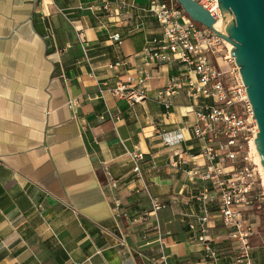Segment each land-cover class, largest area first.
Returning a JSON list of instances; mask_svg holds the SVG:
<instances>
[{"label": "crops", "instance_id": "obj_1", "mask_svg": "<svg viewBox=\"0 0 264 264\" xmlns=\"http://www.w3.org/2000/svg\"><path fill=\"white\" fill-rule=\"evenodd\" d=\"M147 1L0 0V264H208L186 226L199 209L191 194L202 185L189 175L190 156L200 152L189 102L179 97L164 118L150 99L172 71L148 69L150 98L133 107L109 94L95 98L101 86L146 69L143 50L160 32L143 11ZM102 2L109 12L86 10ZM115 33L120 44L109 39ZM118 58L129 64L109 70ZM73 99L76 117L67 106ZM161 131L180 140L164 145ZM135 147L145 154L151 193L173 200L156 216H144L149 200L132 192L126 151ZM177 155L183 163L173 165ZM115 197L129 217L114 214ZM212 210L209 238L229 263L227 230L213 234L221 219Z\"/></svg>", "mask_w": 264, "mask_h": 264}, {"label": "built area", "instance_id": "obj_2", "mask_svg": "<svg viewBox=\"0 0 264 264\" xmlns=\"http://www.w3.org/2000/svg\"><path fill=\"white\" fill-rule=\"evenodd\" d=\"M192 1L220 23L222 17L217 0ZM118 3L127 6L125 0H118ZM110 9L106 2L86 8L93 15L109 12ZM143 11L159 25L160 31L159 37L148 40L143 50L147 58L146 69L127 75L114 85L101 86L95 98L105 101V94H109L133 107L150 98L145 85L149 77L148 69L158 65L169 67L172 75L168 83L157 89L150 99L162 107L164 118L174 112L179 97L183 98V102H189L186 110L192 116L190 129L200 145L199 154L190 156L192 168L189 175L202 182L191 194V201L199 209L186 223L189 239L201 245L205 263L257 264L250 254L254 227L244 225L242 211L248 208L251 200L264 204V191H256V169L247 165L237 167L236 164L251 162V148L258 129L238 67L230 56L231 47L208 28L191 21L174 0H148ZM82 35L79 32V36ZM109 39L116 44L121 43L118 33L112 34ZM128 64L127 59L118 58L107 68L114 70ZM78 105L79 102L74 99L67 103L75 117ZM182 107L184 109V105ZM100 118L103 119V116L100 115ZM159 134L164 145H173L180 140L176 136L166 142L165 137L169 134L165 131ZM126 155L132 165L133 183H136L132 192L147 196L150 211L144 216H156L157 211L167 208L173 200L169 203L160 201L145 184L141 166L146 157L138 147L126 151ZM176 157L173 165L183 163L181 155ZM196 159H200L201 164ZM110 189L118 192L121 187L112 182ZM112 206L116 216L129 217V212L121 209L123 205L119 198L113 199ZM212 207H216L227 230L223 240L235 249L229 263L220 262L216 243L209 238ZM133 220L136 221L135 218ZM156 231L157 238L162 242L158 226Z\"/></svg>", "mask_w": 264, "mask_h": 264}, {"label": "water", "instance_id": "obj_3", "mask_svg": "<svg viewBox=\"0 0 264 264\" xmlns=\"http://www.w3.org/2000/svg\"><path fill=\"white\" fill-rule=\"evenodd\" d=\"M194 23L211 30L231 45L258 132L254 145L264 172V0H217L222 30L206 10L192 0H174Z\"/></svg>", "mask_w": 264, "mask_h": 264}, {"label": "rangeland", "instance_id": "obj_4", "mask_svg": "<svg viewBox=\"0 0 264 264\" xmlns=\"http://www.w3.org/2000/svg\"><path fill=\"white\" fill-rule=\"evenodd\" d=\"M186 101V100H185ZM188 101L184 102L185 104ZM253 148H251V162L248 163H237L236 166L240 167L243 165H247L250 168L256 169L254 177H255V187L257 192L264 191V178L262 176L260 165L258 164L257 157ZM251 204L248 206L246 210L242 211V217L244 219V225L246 227L253 226L255 234L250 238V245H251V256L255 259L257 264H262L264 261V204H261L259 200H251ZM216 226L214 228L213 234L216 236L220 232L225 234V229L221 223L216 222ZM212 234V235H213ZM231 247L232 254L234 255V248L229 244ZM203 260H206L203 256Z\"/></svg>", "mask_w": 264, "mask_h": 264}, {"label": "bare ground", "instance_id": "obj_5", "mask_svg": "<svg viewBox=\"0 0 264 264\" xmlns=\"http://www.w3.org/2000/svg\"><path fill=\"white\" fill-rule=\"evenodd\" d=\"M228 19H230V18L222 19V20L220 21V23L218 24V26L220 27V28H219L220 30H222L224 23H225L226 21H228ZM228 47H231V45L228 44ZM253 150H254V152L256 153L257 161H258V164L260 165L259 167H260V170H261L262 176H263V178H264V172H263V170H262V167H261L262 165H261V163H260V159H259V157H258V154H257L256 147H255L254 143H253Z\"/></svg>", "mask_w": 264, "mask_h": 264}, {"label": "clouds", "instance_id": "obj_6", "mask_svg": "<svg viewBox=\"0 0 264 264\" xmlns=\"http://www.w3.org/2000/svg\"><path fill=\"white\" fill-rule=\"evenodd\" d=\"M177 138L178 139L180 138L178 134H177ZM171 139H172V136L171 135L165 137L166 142L171 141Z\"/></svg>", "mask_w": 264, "mask_h": 264}, {"label": "trees", "instance_id": "obj_7", "mask_svg": "<svg viewBox=\"0 0 264 264\" xmlns=\"http://www.w3.org/2000/svg\"><path fill=\"white\" fill-rule=\"evenodd\" d=\"M166 1V0H165ZM262 264H264V261H263V263Z\"/></svg>", "mask_w": 264, "mask_h": 264}]
</instances>
